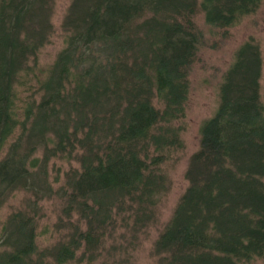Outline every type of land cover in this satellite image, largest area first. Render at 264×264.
<instances>
[{"label": "trees", "instance_id": "obj_1", "mask_svg": "<svg viewBox=\"0 0 264 264\" xmlns=\"http://www.w3.org/2000/svg\"><path fill=\"white\" fill-rule=\"evenodd\" d=\"M264 0H71L65 46L48 68L38 54L54 32L55 0H0V264H134L160 223L185 149L190 73L205 35ZM216 32H215V31ZM219 105L200 127L189 182L153 242L157 264H243L264 257L262 54L237 50ZM40 152V153H39ZM76 161L55 188L52 160ZM57 201L41 245L44 202Z\"/></svg>", "mask_w": 264, "mask_h": 264}, {"label": "rangeland", "instance_id": "obj_2", "mask_svg": "<svg viewBox=\"0 0 264 264\" xmlns=\"http://www.w3.org/2000/svg\"><path fill=\"white\" fill-rule=\"evenodd\" d=\"M71 0H55L53 23L54 32L38 54V64L41 68H48L55 61L58 53L65 46L66 32L62 28V20L67 12ZM195 22L205 35L203 47L199 51L189 79L190 95L187 103L186 117L183 120L182 132L185 149L180 152L178 159L165 164V169L171 180V186L160 204V223L151 228L148 237L134 252V264H157L152 254L153 242L159 233V227L163 226L172 216L174 208L188 187L186 170L191 155L200 146V127L203 122L213 116L219 105V88L224 75L235 61L238 48L246 41L253 40L260 46L263 64L260 79L261 96L264 102V1L260 8L245 16L239 23L228 29V36L212 33V28L205 21L203 12H198ZM215 31V30H214ZM217 31V30H216ZM215 31V32H216ZM40 153V152H39ZM78 163L74 160H52L49 164V180L54 181L56 188L70 167L76 168ZM53 183V182H52ZM29 193L23 190L16 191L4 204L0 214L6 216L13 210L24 205V200ZM57 201L49 199L44 202V216L38 227L39 242L41 245L56 241V234L44 233V229H51L55 225L58 209ZM52 235H55L52 237ZM243 264H264V257H256L250 262Z\"/></svg>", "mask_w": 264, "mask_h": 264}]
</instances>
